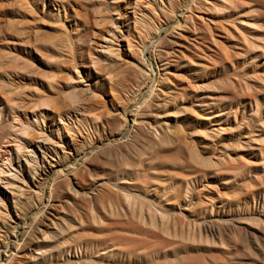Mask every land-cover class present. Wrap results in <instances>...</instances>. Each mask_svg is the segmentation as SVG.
<instances>
[{"label": "rangeland", "instance_id": "rangeland-1", "mask_svg": "<svg viewBox=\"0 0 264 264\" xmlns=\"http://www.w3.org/2000/svg\"><path fill=\"white\" fill-rule=\"evenodd\" d=\"M88 1L0 0L4 205L8 174L28 176L43 137L86 153L60 152L55 220H28L44 232L37 262L264 264V0H190L180 28L184 0H138L136 15L137 0ZM127 113L137 124L113 140Z\"/></svg>", "mask_w": 264, "mask_h": 264}, {"label": "bare ground", "instance_id": "bare-ground-1", "mask_svg": "<svg viewBox=\"0 0 264 264\" xmlns=\"http://www.w3.org/2000/svg\"><path fill=\"white\" fill-rule=\"evenodd\" d=\"M80 1V0H79ZM90 1V0H89ZM88 1V2H89ZM96 1V0H95ZM142 1V0H141ZM140 1V2H141ZM168 1V0H167ZM173 1V0H172ZM190 0H184V4L182 5L181 9L178 10V12L176 13L175 16H177L176 18H178V21L174 22L175 25H177L179 28L182 27L184 25V23L187 22L188 20V16H186L185 11H190V7L188 6L189 4L187 3ZM91 2V1H90ZM137 2V3H136ZM139 1H135L134 3V7L133 8V12L136 15V8L137 5H139L140 3H138ZM145 2V1H142ZM141 2V3H142ZM169 2V1H168ZM171 2V1H170ZM80 3V2H79ZM87 3V2H86ZM155 0H148V2L146 3L147 5H144L145 7L143 9H145V11H152L155 10L154 8V4ZM157 0H156V5L157 4ZM161 4L163 3L162 1L160 2ZM91 4V3H90ZM143 4V3H142ZM171 4V3H170ZM180 4V3H179ZM174 5V4H173ZM82 6V5H80ZM140 6V5H139ZM163 6V4H162ZM172 6V4H171ZM77 7V6H76ZM129 7V6H128ZM157 7V6H156ZM155 7V8H156ZM174 7V6H173ZM164 8V7H163ZM85 9V8H84ZM129 9V8H128ZM158 9V8H157ZM169 10V9H168ZM76 11V10H75ZM78 11V10H77ZM140 11V10H139ZM155 12V11H153ZM81 13V12H80ZM133 13V14H134ZM171 13V12H170ZM138 14V13H137ZM152 14V13H151ZM156 14V13H155ZM193 14V13H191ZM85 15V14H84ZM134 16V21H135V25L137 23H142L147 25V21L143 20V19H137ZM140 15V14H139ZM153 15V14H152ZM151 15V16H152ZM80 16V15H79ZM82 16V14H81ZM80 16V17H81ZM149 16V15H148ZM147 17V16H146ZM156 17V16H155ZM192 17V16H191ZM145 18V17H144ZM148 18V17H147ZM145 18V19H147ZM159 18V17H158ZM148 20V19H147ZM192 20V19H191ZM153 21V20H152ZM150 21V22H152ZM159 23V22H158ZM149 24V23H148ZM152 24V23H151ZM170 25H172L171 23H168L165 25V27H161L163 29L162 32L166 31V28L169 27ZM187 25V24H186ZM64 26V25H63ZM144 26V25H143ZM164 26V25H163ZM194 26V25H193ZM204 26V25H203ZM113 27L114 24H113ZM150 27V26H149ZM136 28V27H135ZM31 29V28H30ZM138 29V27H137ZM142 29V28H140ZM159 29V30H160ZM183 29V28H182ZM63 30V29H62ZM141 31V30H140ZM159 32V31H158ZM71 33V32H70ZM191 33V32H190ZM109 34V33H108ZM195 34V33H194ZM210 34V33H209ZM111 35V34H110ZM160 35L159 34L156 36V38H158ZM65 36V35H64ZM114 36V35H111ZM139 36V35H138ZM116 38V36H114ZM111 38V37H110ZM129 38V37H128ZM185 38V37H184ZM124 39V38H123ZM177 39V38H176ZM112 40V39H111ZM110 39H108L107 41V47H103L100 51L101 56L104 57V65L105 62H107L106 64H108V66L113 67L114 69L117 68V64L119 62V58H120V49H114L113 48V44L114 42H112ZM122 40V39H121ZM213 40V38L211 39ZM105 41V40H104ZM176 41V40H175ZM194 41V40H193ZM172 44V43H171ZM174 45V44H173ZM172 45V46H173ZM177 45V44H176ZM179 45V44H178ZM127 46L129 48V51L131 50L130 48L132 47V42L127 41ZM176 47V46H175ZM178 47V46H177ZM191 48V47H190ZM173 49V48H172ZM175 51V50H174ZM131 52V51H130ZM133 53V52H132ZM169 53V52H168ZM172 53V52H171ZM171 56V55H169ZM175 56V55H174ZM100 58V57H99ZM169 58V57H168ZM99 60V59H98ZM100 61H103L100 60ZM140 63V61H139ZM142 64V63H141ZM101 65V64H99ZM99 65H96L97 67H99ZM167 65H169L167 63ZM107 66V65H106ZM96 67V68H97ZM121 67V66H120ZM100 68V67H99ZM112 68V69H113ZM106 69V67H105ZM103 70V69H102ZM110 70V69H109ZM31 71V70H30ZM118 71V70H117ZM116 73L113 71V74ZM109 74V73H108ZM112 74V75H113ZM118 74V73H117ZM145 74V73H144ZM116 75V74H115ZM120 75V74H119ZM123 75V74H122ZM121 75V77H122ZM108 78V77H106ZM121 79V78H120ZM8 80V79H7ZM124 80V78H123ZM110 81V80H109ZM119 81V80H118ZM9 82V81H8ZM125 82V80H124ZM6 83V82H5ZM12 83V82H11ZM123 83V82H122ZM24 84V83H23ZM88 84V83H87ZM120 84V83H119ZM93 85V84H92ZM126 85V84H125ZM14 85H11V87ZM111 86V85H110ZM90 87V86H89ZM89 87L85 88V92H89L91 89ZM93 87V86H92ZM122 88V87H120ZM83 89V88H82ZM93 89V88H92ZM83 91V90H82ZM93 91V90H92ZM3 92V91H2ZM14 92V91H12ZM92 94V92H91ZM27 95V94H26ZM74 96V95H73ZM89 96V95H88ZM5 97V96H4ZM120 99V98H119ZM97 100V99H96ZM122 100V99H121ZM79 101V100H78ZM119 101V100H118ZM117 101V102H118ZM53 103V102H52ZM72 104V103H71ZM78 104V103H77ZM83 104V103H82ZM45 105V104H44ZM119 106V105H118ZM111 107H113L111 105ZM120 107V106H119ZM84 108V107H82ZM107 108V107H105ZM115 108H113L114 110ZM118 110V108H116V111ZM125 110V109H124ZM123 110V111H124ZM134 110V109H133ZM80 111V109L78 110ZM104 111V110H103ZM115 111V110H114ZM77 112V111H74ZM89 112V111H88ZM109 112V111H108ZM107 112V113H108ZM83 113V112H82ZM87 113V112H86ZM112 113V112H111ZM81 114V113H80ZM79 114V115H80ZM85 114V113H84ZM123 114V113H122ZM121 114V115H122ZM125 114V113H124ZM112 115V114H111ZM118 115V114H117ZM126 115V114H125ZM136 115V114H135ZM134 115V117H135ZM71 116V115H70ZM76 116V115H75ZM108 116V115H107ZM123 116V115H122ZM133 116V114H131V117ZM137 116V115H136ZM69 117V116H68ZM85 117V116H84ZM111 117V116H110ZM131 117L129 115V113H127V117H126V125L125 127L121 130V132L118 135H112V139L115 140L116 138L121 139L124 138L126 135L128 136L129 130H131V123L133 121V124H137L135 123V120L137 119V117L131 120ZM123 119L125 120V118L123 117ZM69 121V120H68ZM138 121V120H137ZM123 122V120H122ZM62 123V121H61ZM65 124V123H64ZM67 124V123H66ZM65 124V125H66ZM124 124V123H123ZM132 124V125H133ZM20 125V124H19ZM64 126V125H63ZM21 127V126H20ZM23 127V126H22ZM66 127V126H65ZM64 127V128H65ZM70 129V128H69ZM69 129L66 130V132H69ZM20 130V128H19ZM44 131V130H43ZM135 131V130H134ZM22 132V131H21ZM70 132H72V130L70 129ZM131 133V132H130ZM69 135V134H68ZM72 135V134H71ZM177 135V134H176ZM74 136V135H73ZM72 136V137H73ZM179 136V135H178ZM43 143L41 145L37 146V150L33 149L28 151L26 154V156L24 157L25 160V164L22 163L27 167V173L28 176H20L16 174H6V176L9 178V181L6 180L5 182V189L10 191L11 194V198H12V202H13V208H9L7 207L5 204V202H3V200L1 199L2 197L0 196V262H1V258L4 254V256H6V252L7 250H9L12 255L11 256H16V257H20L22 259V264H34L39 260V254H37V243L38 240L40 239L38 236L41 235L42 233L44 234L43 230L40 227H37V230L32 231V225L30 226V224H28V220L32 219L33 221H37V224L39 225L40 222H42L43 220H48V221H52L54 219V217H56V212L54 211L55 208V203L52 199V194L48 191V189L51 188V185L54 183V181L57 179H59L60 174H62L65 169L68 168L69 163L67 162H62L63 160L60 159V152L62 153L63 156H67L69 155H74L78 161L82 158H84L86 156V153H78L76 151V143H72V146H67V145H63L61 143H55L54 141L52 142L51 139H49L48 137H43ZM60 138V137H59ZM70 138V137H69ZM37 139H39L37 137ZM126 139V138H125ZM62 140V139H60ZM78 141V140H76ZM62 142V141H61ZM65 142V141H64ZM101 143V142H100ZM107 143V142H106ZM68 144V143H67ZM81 144V143H80ZM78 145V144H77ZM98 145V144H97ZM80 148V147H79ZM27 149V148H26ZM81 149V148H80ZM97 149V148H96ZM68 150V151H67ZM79 151V150H78ZM87 152V150H86ZM92 152V150L90 151ZM78 153V154H77ZM90 154V153H89ZM25 154H23L24 156ZM61 155V156H62ZM68 155V156H69ZM52 156L54 157H58V161H56L55 163H52V160L50 161V159H52ZM65 159V158H64ZM71 159L68 158L67 161ZM75 159V158H74ZM62 160V161H61ZM66 161V160H65ZM79 163V162H78ZM18 164V163H17ZM4 165V164H3ZM8 165V164H7ZM11 165V164H10ZM72 166V165H70ZM69 166V167H70ZM12 167V166H11ZM19 167V166H18ZM21 167V166H20ZM73 168V167H72ZM11 169V168H10ZM16 169V168H15ZM69 169V168H68ZM14 170V169H13ZM21 170V169H20ZM26 170V169H25ZM24 170V171H25ZM17 171V170H16ZM21 172V171H19ZM23 172V171H22ZM7 173V172H6ZM11 173V172H9ZM21 174V173H20ZM7 178V179H8ZM76 185V184H75ZM102 186V185H101ZM4 187V185H3ZM78 187V186H77ZM6 190V191H7ZM54 190V189H53ZM81 190V189H80ZM49 192V193H47ZM74 193L78 194L76 189L73 190ZM72 192V193H73ZM47 194H49L47 196ZM5 195V194H4ZM80 199V198H79ZM109 205V204H108ZM62 209V208H61ZM187 209V208H186ZM45 220V221H46ZM55 220V219H54ZM44 222V221H43ZM52 223V222H51ZM55 223V222H54ZM46 225V224H45ZM49 225V224H48ZM208 225V224H207ZM94 226V225H93ZM42 227V226H41ZM201 227V226H200ZM43 228V227H42ZM208 228V227H207ZM215 228V227H214ZM212 229V227H211ZM208 230V229H207ZM216 230V229H215ZM213 231V230H212ZM218 231V230H217ZM220 231V230H219ZM209 232V230H208ZM246 232V231H245ZM214 233V231H213ZM47 234H45V236H43L44 238L46 237ZM51 236V235H50ZM40 242V241H39ZM42 243V242H41ZM39 243V244H41ZM42 245V244H41ZM42 247V246H41ZM43 252V251H42ZM10 253V254H11ZM30 254L31 257H28V254ZM41 253V252H40ZM3 256V257H4ZM10 255L8 256L5 264H9L10 263ZM13 259V257H12ZM19 261V258H17ZM45 260V259H44ZM43 260V261H44ZM13 262V261H12ZM11 262V263H12ZM20 262V261H19ZM4 263V262H3ZM2 263V264H3ZM38 263V262H37ZM18 264V263H17ZM21 264V263H19ZM39 264V263H38ZM42 264V263H41Z\"/></svg>", "mask_w": 264, "mask_h": 264}]
</instances>
